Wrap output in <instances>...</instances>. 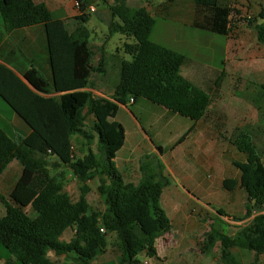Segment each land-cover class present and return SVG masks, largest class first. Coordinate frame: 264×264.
I'll list each match as a JSON object with an SVG mask.
<instances>
[{"label": "trees", "instance_id": "1", "mask_svg": "<svg viewBox=\"0 0 264 264\" xmlns=\"http://www.w3.org/2000/svg\"><path fill=\"white\" fill-rule=\"evenodd\" d=\"M77 1L80 14L76 19L80 26L70 32L65 21L54 19L44 3L0 0V45L15 30L43 25L52 70L51 80L33 66L20 77L0 62V97L31 129L29 135L16 141L0 128V175L13 160L22 167L8 198L0 194L5 209V215L0 217V260L5 264H60L49 256V251L65 255L73 264H102L109 245L116 254L115 264H142L140 255L157 259L155 242L171 229V221L161 205V195L169 180L162 176L160 182L149 181L150 177L139 184L124 181L114 160L124 145L125 129L115 118L121 105L139 99L186 117L192 126L176 142L177 147L213 101L211 95L180 75L186 62L182 53L150 40L155 22L149 11L144 7L133 10L127 0H115L109 5L111 17L120 20L111 22L109 29L134 38V43L122 45L132 59L122 62L120 81L110 98L94 96L86 88L91 87L92 73H106V53L102 51L97 65L93 64L96 53L83 25L89 19L87 2ZM192 1L196 4V29L219 35L233 31L235 10L230 4L223 0ZM261 19L253 27L264 44L262 14ZM53 93L63 94L46 97ZM88 116L93 119L90 131L86 124ZM73 135L96 139L100 159L91 151L83 158L76 157ZM233 145L246 159L233 161L240 177L226 178L223 187L227 191L240 188L246 193V219L253 211L261 212L264 208V161L244 132ZM157 149L162 152L161 147ZM48 156L57 157L81 182L79 200L73 201L64 192L61 180L50 174ZM100 167L107 179H102L99 187L106 207L103 212L88 202L89 188L85 185L90 174ZM29 208L35 216L28 213ZM218 213L224 215L221 210ZM69 230H73V235L64 241ZM111 236L114 240L109 242ZM217 242L223 264H241L231 252L234 247L248 249L254 254L252 264H258L264 253V214L256 215L233 236L211 231L205 249L210 251Z\"/></svg>", "mask_w": 264, "mask_h": 264}, {"label": "rangeland", "instance_id": "2", "mask_svg": "<svg viewBox=\"0 0 264 264\" xmlns=\"http://www.w3.org/2000/svg\"><path fill=\"white\" fill-rule=\"evenodd\" d=\"M241 1L245 0H238L239 5L231 2L235 10L232 16L233 31L238 22H243L247 28L252 30L250 37L251 39L253 38V41H249V47L246 52L237 55L236 58L238 60L233 61L228 59L226 62V38L224 35L213 34L186 26L182 22H185L190 17H186V13H181L175 6L173 8H166L162 12H157L156 8L153 7L160 6V4L165 6L169 3L168 0H131L129 6L133 10L142 7L147 10L149 9V14L155 22L150 40L182 53L186 57L185 67H183L184 65L182 66V72L186 69V72L189 73L187 75L192 77L193 75L197 76L198 72L201 74L203 70H210L211 73L218 71L217 74L219 75L222 70L226 71L227 66L229 71V75L225 74L222 76L220 74L222 77L219 76L220 79L217 76L218 85L214 89V82H212L213 85H211L210 91L202 86L196 78L192 81L208 95H211L213 100L205 114L206 117L201 121V128H204L203 130L207 131L210 128L209 137L211 138V145L206 144L205 147L201 148L202 150L200 149L201 151L199 150L200 152L198 151L199 153L194 152L193 149H188V145L186 144L178 148L175 146L176 142L190 129L189 125H192V121L186 117L166 111L163 107L145 99H141L137 106L128 105V111L122 110L118 114L117 119L124 125L127 133L132 131V125L135 120L133 116H135L139 129L142 131V128H144L156 145L160 144L164 147L163 154L159 150H145L142 154L135 156L134 166L138 171L135 172L133 168L131 170L125 169L124 171L125 175L132 178L133 182L139 184L147 180L148 177H150L149 181L160 182L163 180L162 176L167 177L171 181L175 179L171 171L175 168L176 179L184 181V186L191 193L206 200L209 194L205 192L202 184H197V181H192L189 178L195 177L199 172L192 173L193 171H186L181 166H199V164L208 159L222 162L226 161V158H233L234 154L230 150V147H228V143L233 142L241 132L247 134V137L250 138L256 147L257 153L262 156L264 147V88L262 87L264 84V44L257 38V31L253 26L255 22L261 23L262 21L261 14L264 16V0H250V7L246 3L240 4L239 2ZM86 2L87 5L88 3H93L94 5V9H88L87 11L89 19L87 22H83L84 27L89 31V43L96 53L94 63L97 64V58L101 54L100 47H104L107 55L108 84L111 87L113 83H116V79L120 81L119 69H121L122 61H130L132 59L129 54L123 51L122 45L126 42L134 43V38L127 37L118 31L110 32V23H120V20L108 17L110 14L108 12H106L105 18L103 17L102 13L106 11L107 7L105 0H89V2L86 0ZM74 7L79 10L75 4ZM55 17L53 15L54 19ZM20 40L23 41L24 39L21 38ZM37 41L39 40L37 39ZM20 47L16 48L14 57L17 62L23 63L30 68L32 63L29 58L30 56ZM38 56L41 57V54L39 53ZM225 63H227L226 66ZM252 69H258L259 75L251 73ZM166 112H169L168 114L172 117L170 118ZM15 114L13 109L0 97V128L11 138L19 141L26 137L27 133L15 124ZM214 116H220L222 120L212 122L211 118ZM24 124L29 128L25 122ZM86 124L87 130L90 131L92 119L89 116L87 117ZM211 127H213V131H211ZM258 138H262L263 142L261 144H258ZM73 145L75 146L73 151L76 157L83 158L91 151L97 159H100L96 139L86 140L82 136H79L74 139ZM236 156L241 161H245L246 159L245 155L239 152ZM47 159L51 161L48 163L50 174L61 180L64 192L68 193L73 201L79 200L81 196V182L72 175L68 167L58 161L57 157L48 156ZM116 165L119 167L118 163ZM21 170L20 163L15 160L8 167L3 178H7L10 174L14 175V177L18 176ZM227 172L231 173V170L227 169ZM102 179L107 180L106 175L100 167L90 174L85 183L89 188L87 199L99 212H103L106 208L99 193ZM0 194L4 198H8L2 192ZM217 205L215 204L214 207H220L224 210L227 207L225 204ZM27 211L32 217L35 216L31 208ZM72 235L73 230H69L64 236V241H68ZM112 240H114V237H109V242ZM108 250L109 253L105 256L106 261L102 263L100 260L99 263H116L114 261L116 254L110 251L112 250L110 245L108 246ZM48 254L54 261L60 264H73L72 260L65 255H56L50 251ZM139 259L143 261L145 256L140 255Z\"/></svg>", "mask_w": 264, "mask_h": 264}, {"label": "crops", "instance_id": "3", "mask_svg": "<svg viewBox=\"0 0 264 264\" xmlns=\"http://www.w3.org/2000/svg\"><path fill=\"white\" fill-rule=\"evenodd\" d=\"M33 1L36 3L46 4L52 14L56 16L55 19L65 21L66 26L70 32H73L76 28L80 26L79 20L76 19V16L80 14V11L78 9H75L74 7L75 0ZM114 1L115 0H105L107 7L106 11H103L102 13L104 18L106 12L110 13L108 7L109 5L113 4ZM130 2L131 0H127V3L129 5ZM223 2L230 4L232 8L233 5L231 2H235L236 4H238V0H223ZM239 3L242 5L246 3L249 7L251 4L250 0L241 1ZM174 6L177 7V9L180 10L181 13L185 12L186 17H190L182 23H184L186 26L195 28L193 26V18L196 11V4L194 1L175 0L166 4L165 6H162V4H160V6L157 5L153 7L156 8L157 12H162V10L171 7L173 8ZM88 9H94L93 3H88L87 11ZM108 17H111V14H109ZM251 31L252 30L247 28L243 22H238L237 25L234 27V31H232L229 35H224L226 38V62L228 61V59H231L233 61L238 60L236 58L237 55H240L241 53L247 51L249 47V41H253V38L251 39L250 37V33H252ZM233 34L235 39L233 38ZM21 38L24 39V42L20 40ZM37 39L39 41H37ZM17 47H20L21 49L23 48L25 52L28 53V55L30 56L29 58L32 62L30 65L31 67L33 66L37 68L41 73L43 72L42 74L45 75V77L49 76L47 77L49 80L52 79V70L47 46V38L43 25H37L15 30L7 34L0 45V62L7 65L20 77H22V75L29 69V66L27 67V65L16 61L14 54L16 52ZM100 51L106 53L104 47H100ZM39 53L41 54V57L38 56ZM93 64L97 65L94 63V58ZM226 65L227 63H225V66ZM183 67H185V65ZM188 67L189 66H187V68ZM217 73L218 71L211 73L210 70H203L201 74L198 72L197 76L193 75L192 77H189V75H187L189 73L186 72V69H184V72H182V68L180 70V75L183 78L189 80L190 82H192L194 78H196L198 82L202 86L207 88L209 91L211 89V85H213L212 82H214L215 89V81H217V76L219 77L220 74L222 76H224L225 74L229 75L228 66L225 72L222 70L219 75ZM251 73L259 75V70L252 69ZM108 77L109 76L107 69L105 74H101L99 72L92 73V76L90 78L91 87H87L86 90L91 91L94 96L110 98L114 93V90L118 85L119 81L118 79H116V83H113V85L109 87ZM62 94L63 93H53L51 95H46V97H57ZM140 100L141 99L134 103L130 102L127 105H121L118 114L122 110L128 111V105L137 106ZM166 113L167 115H169V112ZM118 114L115 118L117 121ZM169 117L171 118L172 116L169 115ZM205 117L206 115L196 123L193 131L188 135L185 141L182 144L178 145L176 148L186 144L188 145V149H193L194 152H198L201 148L205 147L206 144L211 145V138L209 137L210 128L207 131L203 130L204 128H201V121ZM90 118L92 119V117ZM133 118L135 120L132 125V131H130L129 133L126 132L124 125L120 121H118L123 125L125 129V142L123 147L117 152L114 163L118 172L122 175L126 183L137 184L132 181V178H129L127 175H125V169L131 170L133 168L135 172L138 171L134 166V159L136 155L142 154L145 150L158 151L157 147L162 148V152H159L163 154L164 147L160 144L156 145L150 137L149 133L145 131L144 128H142L141 131L138 126L137 118L135 116H133ZM220 120H222L220 116H214L213 118H211L212 122H219ZM14 122L17 127L23 129L27 133V135L30 134L31 129H29L24 124L23 120L17 114H15ZM191 126L192 125L190 124L189 127ZM211 128V131H213V127ZM79 136L80 135L72 136V144L74 142V139ZM257 142L258 144H261L263 142L262 138H258ZM228 147H230V150L233 152L234 157L226 158V161L221 162L219 160L212 161V159H208L207 161H203V163L199 164V166L186 165L184 167L180 165L186 171H193L192 173L199 172L197 173V175H195V177L189 178L192 181H197V184H202L205 192L209 194V197L206 200H203L194 193H191L184 186V181L176 179L177 175L174 172L175 168L171 170L176 180L172 179L171 181H169V184L163 189L161 195V205L165 212L169 214L168 215L166 213L171 221V229L168 233L159 237L155 242V248L157 251L158 258H150L144 255L145 259L141 261L142 264H223L220 259L219 242H217L210 251H207L205 249V241L207 235L214 230L216 232H223L224 234L233 236L241 227L250 223L256 215L261 213L253 211L252 215L245 219L244 216L248 203L246 193L240 188H237L233 191H227L224 189L223 181L226 178L239 179L240 177L239 170L232 164L233 161H241L236 156L239 151L233 145V142H229ZM74 149L75 146L73 145V150ZM262 152V158L264 161V147ZM14 161L15 160H13L8 167H10V165ZM117 163L119 167H117ZM121 164L123 165L122 167ZM7 169L4 171L3 174L0 175V192H2L6 197L9 196L10 192L12 191L13 187L15 186L16 182L18 181L21 175L20 173V175L15 176L17 177L15 178L14 175L10 174L7 178H3L4 174L7 172ZM227 169H230L231 173H228ZM214 203L218 205L225 204L227 207L225 210L220 207H214ZM219 210L224 213L223 216L218 213ZM4 215L5 209L3 204L1 203L0 217ZM238 219L241 220L239 221ZM231 252L241 264H252L254 261V254L246 248L234 247ZM5 263L6 262L4 260H0V264ZM259 263L264 264V253L259 256L258 264Z\"/></svg>", "mask_w": 264, "mask_h": 264}, {"label": "built area", "instance_id": "4", "mask_svg": "<svg viewBox=\"0 0 264 264\" xmlns=\"http://www.w3.org/2000/svg\"><path fill=\"white\" fill-rule=\"evenodd\" d=\"M75 6L77 8H80V3L77 0L75 1ZM261 213L264 214V208L262 209ZM102 231H104V230H102Z\"/></svg>", "mask_w": 264, "mask_h": 264}, {"label": "water", "instance_id": "5", "mask_svg": "<svg viewBox=\"0 0 264 264\" xmlns=\"http://www.w3.org/2000/svg\"><path fill=\"white\" fill-rule=\"evenodd\" d=\"M25 80V79H24ZM25 82L32 88V86L25 80Z\"/></svg>", "mask_w": 264, "mask_h": 264}]
</instances>
